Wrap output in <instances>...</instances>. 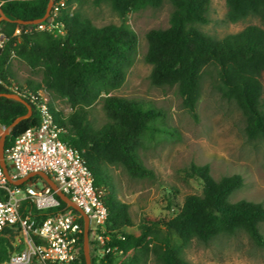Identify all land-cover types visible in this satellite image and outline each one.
Instances as JSON below:
<instances>
[{"label":"trees","instance_id":"1","mask_svg":"<svg viewBox=\"0 0 264 264\" xmlns=\"http://www.w3.org/2000/svg\"><path fill=\"white\" fill-rule=\"evenodd\" d=\"M50 1L0 0V18L1 13L8 18L0 22V39L5 37L0 46V93H13L7 72L13 55L32 69L43 67L45 77L32 87V93L24 94L18 88V94L32 106L33 113L11 130L5 149L39 124L35 102L29 95H37L46 87L74 108L67 118L56 114V121L63 129L62 139L86 161L96 189H106L108 231L114 244L128 254L122 264H138L151 254L160 264H194L183 258L184 247L193 241L209 244L219 236L240 232L264 248V206L247 200L231 201L232 195L243 187L239 175L218 181L208 166L193 164L189 175L201 181L203 194L187 196L182 205L169 201L172 216H146L136 232L128 230L133 224L129 207L113 190L111 174L116 167L131 178L153 179L155 174L144 164L140 151L163 137L177 134L175 128L165 124L162 110L153 103L111 95L124 84L138 54V37L126 23L129 14L158 9L166 2L172 5L169 27L147 33L145 61L153 66L151 84L177 87L184 108L196 119L204 70L216 66L217 90L241 110L246 134L252 140H264V29L249 26L221 40L206 35L198 26L209 23L211 0H93L95 6L109 5L122 19L120 25L102 27L79 12H71L69 6L74 0H68V9L63 8L54 18L63 36L37 31L25 24L44 17ZM226 4L231 23L250 16L264 19V0H226ZM53 11L54 8L51 16ZM18 29L21 32L15 35ZM102 95H107L104 110L108 121L95 129L86 108ZM28 112L23 103L0 97L1 127H11ZM18 233L17 228H5L0 234V263L15 250L12 242Z\"/></svg>","mask_w":264,"mask_h":264},{"label":"rangeland","instance_id":"2","mask_svg":"<svg viewBox=\"0 0 264 264\" xmlns=\"http://www.w3.org/2000/svg\"><path fill=\"white\" fill-rule=\"evenodd\" d=\"M67 1L58 0L54 4L59 8L57 13L60 14L63 8L68 9ZM73 2L69 10L79 12L98 27L120 25L122 22L109 5L95 6L93 0ZM172 10V5L166 2L161 8L128 15L126 23L138 37V54L122 87L111 94L153 103L162 110L165 124L177 131L174 136L163 137L140 151L144 164L155 174L153 179H135L121 168L111 169L113 190L119 200L129 207L133 223L129 231L137 232L146 216H172L169 201L182 205L187 196L203 194L201 181L189 175L193 164L208 166L218 181L223 177L241 176L243 187L232 195L231 201L247 200L264 206V140L248 138L243 113L217 90V67L210 66L204 70L196 119L184 108L177 87H155L151 84L153 66L145 61L147 33L152 29L168 28ZM209 20L208 24L198 27L216 40L238 34L249 26L264 29V19L257 16L237 23L229 22L226 0H211ZM7 72L14 86L12 88H19L24 93H32V87L45 79L43 67L32 69L15 55L9 61ZM262 83L264 110V75ZM43 88L53 101L59 99L46 87ZM105 97L107 95H102L93 106L86 108L95 129L102 128L108 121L104 110ZM261 231L264 235V224L261 225ZM182 256L194 264H264V248L256 245L244 232L234 236H219L209 244L193 241L184 247ZM127 258L128 254L123 256L122 263ZM138 264L160 263L151 254L141 258Z\"/></svg>","mask_w":264,"mask_h":264},{"label":"built area","instance_id":"3","mask_svg":"<svg viewBox=\"0 0 264 264\" xmlns=\"http://www.w3.org/2000/svg\"><path fill=\"white\" fill-rule=\"evenodd\" d=\"M53 8L47 23L30 28L63 36L62 29L54 24L59 8ZM20 32L18 29L15 35ZM4 42L5 37L1 36L0 46ZM12 87L10 90L18 94V88ZM29 97L35 102L39 124L5 149L11 182L0 165V234L5 228L19 230L12 242L15 250L0 264H83V214L61 200L39 175L22 185L12 183L37 173L47 174L57 190L88 217L92 264H122V257L127 254L114 244L108 231L105 190L96 189L86 161L62 139L63 129L56 121V114L67 118L74 108L67 99L53 101L44 90Z\"/></svg>","mask_w":264,"mask_h":264},{"label":"water","instance_id":"4","mask_svg":"<svg viewBox=\"0 0 264 264\" xmlns=\"http://www.w3.org/2000/svg\"><path fill=\"white\" fill-rule=\"evenodd\" d=\"M54 6V0H51L48 4L47 7V11L44 17H42L41 19L35 20V21H31V22H25L26 25H39L42 24L44 22L47 21V19L50 17L51 11L53 9ZM2 18H0V22L2 19L4 20H8V18L1 13ZM20 23H24V22H20ZM0 97H5L20 103H23L29 110L28 114L22 117H19L18 119H16V121L12 124L11 127L9 128H3L0 126V165L2 166V168L4 169L9 181L11 182L10 178H9V174H8V168L6 165V161H5V145H6V139L7 137L10 135L11 130L17 125L19 124L21 121H23L24 119H27L28 117L31 116V114L33 113V109L32 106L29 105L26 100H24V98L22 96H20L17 93H0ZM39 175L41 176L43 179L46 180V182L55 190L57 191V195L60 197L61 200H63L64 202L68 203L73 209H75L76 211L80 212L83 214L84 216V258H85V262L86 264H92L91 258H90V254H89V248H88V229H89V219L88 217L83 213V211L77 207L75 204L71 203L69 198L62 192L57 190V186L56 184L51 180V178L44 173H37V174H30L28 177L19 180L18 182H12L15 185H22L24 184L26 181H28L30 178Z\"/></svg>","mask_w":264,"mask_h":264}]
</instances>
